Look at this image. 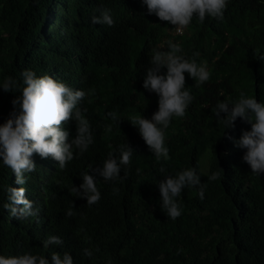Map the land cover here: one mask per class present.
Masks as SVG:
<instances>
[{
    "label": "trees",
    "instance_id": "16d2710c",
    "mask_svg": "<svg viewBox=\"0 0 264 264\" xmlns=\"http://www.w3.org/2000/svg\"><path fill=\"white\" fill-rule=\"evenodd\" d=\"M105 8L113 26L92 24ZM168 25L141 0H0V85L12 77L22 87V72L32 70L74 90H94L80 104L94 140L88 150L74 149L63 170L51 157H32L36 170L25 173V184L37 215L18 219L3 209L10 168L0 159V255L30 252L51 261L52 252H68L74 264H264V174H252L242 159L246 150L234 144L251 125L237 118L225 130L213 115L217 103L235 102L241 92L264 102V0H229L223 21L194 17L182 35L168 34ZM169 40L187 58L206 62L211 75L196 86L185 73L193 100L185 117H174L165 130L170 159L157 162L128 118L151 119L158 110V96L143 80L153 50H168ZM19 95L0 88V124ZM112 111L118 123L107 115ZM64 127L74 138L75 121ZM127 143L134 152L121 178L97 177L99 203L88 206L71 192L83 183L82 173ZM189 168L206 185L204 199L198 188H185L178 198L182 215L173 221L161 209L158 183ZM213 172L220 178L209 181ZM51 235L63 245L45 248Z\"/></svg>",
    "mask_w": 264,
    "mask_h": 264
},
{
    "label": "clouds",
    "instance_id": "9594fccd",
    "mask_svg": "<svg viewBox=\"0 0 264 264\" xmlns=\"http://www.w3.org/2000/svg\"><path fill=\"white\" fill-rule=\"evenodd\" d=\"M147 7L149 15H155L167 26L168 34L182 35L190 26L193 18L204 23L206 18L223 21L224 13L229 0H141ZM91 23L113 26L114 20L109 9H101L99 15L91 17ZM164 47L159 43L158 48ZM168 50H153L150 67L146 70L143 88L149 93L158 96V110L151 119L142 115H130L128 121L138 129L149 150L154 154L157 162L161 159H170L169 149L165 146V130L170 126L172 119L183 118L191 104L193 97L185 87L187 73L195 80L196 86L202 85L210 79V71L206 62L197 63L194 58H187L183 54L180 43L171 40L167 42ZM195 53L194 56H198ZM166 68V73H161ZM22 87L12 77H6L0 88L5 92L19 91L20 95L12 101L13 111L3 124H0V159L10 168L8 181L4 184L7 191V201L3 209L18 219H27L37 215L31 201L34 192L30 183H26L25 173L36 170L32 157L38 154L41 158L51 157L58 161V166L63 170L74 159V149L79 154L86 152L93 144V135L89 120L80 108L81 102L94 90H74L62 81L50 75L38 77L32 70L22 72ZM221 113L225 115L222 117ZM107 115L113 122L121 119L115 111ZM213 115L218 123L226 129H234L237 118L249 123L251 130L243 131L238 140H234L236 147L246 150L242 157L254 175L264 174V102L246 96L241 92L235 102H219L213 109ZM75 121L76 134L70 139V131L64 125ZM111 131V125L107 126ZM232 140L231 136L227 137ZM134 149L127 143L115 152H109L102 166L93 168L81 174L83 183L79 188L73 186L71 192L76 197L87 200V205L99 203L101 192L96 181L101 177L104 181H117L121 178V166H128ZM160 171L163 173L164 169ZM92 174H89V173ZM139 172V169H137ZM158 183L161 198V209L168 218L175 221L182 215V208L178 202L185 188L196 187L199 189V198L204 199L206 185L201 183L200 175L195 168L177 172L175 175H165ZM220 172L211 173L207 179L216 181ZM118 189H113L118 193ZM67 216H73L71 209ZM63 240L51 235L44 241V247L49 245H63ZM84 255L92 257L89 249H84ZM0 264H74L68 252L63 255L52 252L51 261L44 255H34L26 252L21 255H0Z\"/></svg>",
    "mask_w": 264,
    "mask_h": 264
},
{
    "label": "rangeland",
    "instance_id": "374dc122",
    "mask_svg": "<svg viewBox=\"0 0 264 264\" xmlns=\"http://www.w3.org/2000/svg\"><path fill=\"white\" fill-rule=\"evenodd\" d=\"M186 31H187V29H186Z\"/></svg>",
    "mask_w": 264,
    "mask_h": 264
}]
</instances>
